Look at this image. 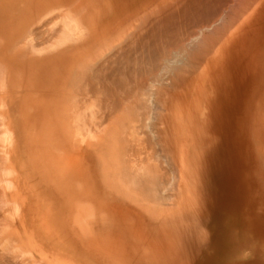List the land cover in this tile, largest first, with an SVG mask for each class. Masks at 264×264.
I'll list each match as a JSON object with an SVG mask.
<instances>
[{"label": "bare ground", "instance_id": "bare-ground-1", "mask_svg": "<svg viewBox=\"0 0 264 264\" xmlns=\"http://www.w3.org/2000/svg\"><path fill=\"white\" fill-rule=\"evenodd\" d=\"M155 1L22 0L16 6L13 0H1L2 69L10 85H18L23 99L45 116L40 129L47 146L44 162L56 183L63 177L59 184L65 177L91 176L78 163L61 168L53 162L52 148L60 146V101L55 95L61 89L73 91L77 118L90 124L98 145L118 135L113 134L115 126L123 128L129 120L128 130L135 128L133 121L145 128L160 115V155L167 159L175 152L181 165L177 193L160 197L158 186H164L170 172L160 173L148 188V173L125 171L142 200L150 202L151 196L159 205L143 216L99 195L92 178L93 200L111 224L114 220L107 226L109 233L138 236L162 264H264V50L256 42L259 37L240 38L264 0H228L229 13L223 15L231 21L224 24L223 8L221 22L211 21L218 16L215 11L211 20L202 18L209 6L220 7L213 0ZM197 18L213 23L201 27L202 21L200 26L196 21L195 29L188 23ZM215 22L222 26L214 28ZM41 29L51 39L39 45L33 37ZM65 67L73 74L62 79ZM3 81L0 93L6 88ZM204 93L205 138L193 178L197 189L189 191L187 149L177 146L176 138L196 126ZM31 94L37 96L33 102ZM175 120L180 121L177 133L172 129ZM166 138L175 140L167 146ZM167 162L166 170L172 166Z\"/></svg>", "mask_w": 264, "mask_h": 264}, {"label": "rangeland", "instance_id": "rangeland-1", "mask_svg": "<svg viewBox=\"0 0 264 264\" xmlns=\"http://www.w3.org/2000/svg\"><path fill=\"white\" fill-rule=\"evenodd\" d=\"M163 1L165 0H156L155 4L160 5ZM218 1L213 0L212 5L215 3L220 7L213 9L209 6V10L206 9L207 12L205 10L209 14H205L208 17L215 13L219 19L215 14L213 17L216 16L214 17L216 19L212 20L211 16L201 17L213 22L214 20L221 22L220 11L223 9L225 10L222 11V15L227 17L228 0H222V3L225 2L223 4L219 2L221 5ZM13 2L16 6L23 3L22 0H13ZM4 11V5H0V16L5 15ZM224 15L223 24L229 20V17L226 18ZM202 18H197L195 22L197 21L199 25L202 21L201 27L202 24L212 25L213 22L206 24L208 20ZM197 22L192 21L188 24L193 23L197 29L200 26ZM57 23L61 30V21ZM222 23L215 22L213 26L220 27ZM184 24L181 26L187 27ZM193 26L188 27L189 31L194 28ZM188 33L191 34V31ZM240 33V38L246 36L247 40H255L259 37L256 42L264 50V2ZM50 39L51 34L45 29H41L33 37L34 43L39 45ZM104 44L98 45L99 49L97 47L94 49L101 50ZM230 50L233 51V46ZM0 65V78L4 80L6 86L0 93V264H162L161 259L154 257V249L141 244L138 236L123 234L120 238L109 233L110 227L107 226L111 224L110 219L105 217L93 200V191L96 189L90 184L93 178L98 184L99 195H107L109 198H114L113 201L118 205L148 216V213L160 209L159 205L151 196L150 202L146 199L144 202L141 193L131 180L125 177L124 172L137 173L142 170L148 173V188L152 185L151 180L159 178L160 173L165 172L167 175L166 173L170 172L168 177H165L167 179L164 186L161 183L159 186L157 183L156 185L162 191L160 197H173L180 182L178 168L181 165L176 159L175 152L168 153L169 160L164 157L165 154L160 155L161 139L159 138L161 137L158 135L160 115L157 114V121H150V125H145V128L133 121L132 125L135 128L128 130L126 124L129 120L123 128L118 126L116 129L115 126L113 134L116 132L118 135L107 138L106 144L98 145L95 143L90 124L77 118L73 91L65 94L61 89L55 95L60 101L56 107V112H59L57 132L60 136V146L52 148L53 162L61 168L71 162L78 163L85 166L86 172L91 176H83L81 179L65 177L64 183L59 184L63 177L59 176L56 183L55 179L50 177L51 173L44 162L47 146L40 129L43 128L45 116L39 115L38 110L33 109L23 99L22 90L18 85H10L9 74L2 69V64ZM70 73V67H65L62 70V79L63 76L68 78ZM36 97L31 94L30 101L33 102ZM205 98L204 93L201 95L202 112L197 127L188 128L186 134L181 133L182 135L176 138L179 140L177 146L184 145L185 150L187 149L184 155L185 166L188 165L185 180L189 191L197 189V182L193 178L199 170L200 154L203 151L205 138V109H203ZM194 111L195 107H192L191 112ZM122 116L127 118L126 114ZM177 121L175 120L172 127L176 133ZM261 137L264 144V136ZM174 140L166 138L167 146H170ZM167 161H170L169 164L172 163V166L168 165L166 170L163 162L166 165ZM173 168L176 170L172 171ZM53 172L60 174L54 170ZM135 200H140V203H136ZM142 204H145L146 208ZM113 224L114 220L111 225Z\"/></svg>", "mask_w": 264, "mask_h": 264}]
</instances>
